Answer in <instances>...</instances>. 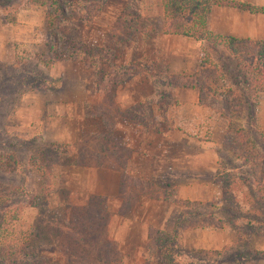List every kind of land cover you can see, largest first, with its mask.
<instances>
[{
  "label": "rangeland",
  "instance_id": "374dc122",
  "mask_svg": "<svg viewBox=\"0 0 264 264\" xmlns=\"http://www.w3.org/2000/svg\"><path fill=\"white\" fill-rule=\"evenodd\" d=\"M161 19V0H0V210L36 236L37 264H166V247L175 264L264 257V91L224 47L162 33ZM202 57L214 79L188 124L170 76ZM102 168L115 189L99 190ZM65 205L79 216L63 220ZM217 219L235 243L186 250L183 233Z\"/></svg>",
  "mask_w": 264,
  "mask_h": 264
},
{
  "label": "trees",
  "instance_id": "16d2710c",
  "mask_svg": "<svg viewBox=\"0 0 264 264\" xmlns=\"http://www.w3.org/2000/svg\"><path fill=\"white\" fill-rule=\"evenodd\" d=\"M214 5L235 7L248 12H264V7L251 6L231 0H161L162 33L189 37L196 41L210 42L213 45H221L235 59L237 65L246 71L253 87H258L261 91H264V40L222 36L210 31L207 26V19L210 9ZM57 8L61 14H64L63 5ZM206 61L204 57L201 58L195 75L170 76L177 82L176 86L196 89L199 103L201 102L199 94L203 89L201 81L208 83L210 78L214 79V77L202 76V72L206 70V68L204 69ZM207 67L212 69V76L217 73L213 64ZM225 95L230 97L231 92ZM257 184L264 190V185L259 182L258 178ZM30 206L36 209L34 201L30 202ZM77 211L72 205H65L63 210L59 212L61 213V218L68 221L75 215L79 216ZM56 215H58V212ZM7 220H9V217H6L4 210H0V264H37L43 256L38 251L35 242L36 236L34 235L33 238H30L22 230L8 231L5 226ZM215 221L214 227H220L222 220L217 219ZM164 234L165 238L170 235L168 233ZM236 235L238 238L239 233L236 232ZM165 238L162 239L165 240ZM165 249L168 258H166V264H170V261L173 262V260L168 254L167 247ZM205 252L208 254L219 253L217 251Z\"/></svg>",
  "mask_w": 264,
  "mask_h": 264
},
{
  "label": "crops",
  "instance_id": "0c3cea01",
  "mask_svg": "<svg viewBox=\"0 0 264 264\" xmlns=\"http://www.w3.org/2000/svg\"><path fill=\"white\" fill-rule=\"evenodd\" d=\"M236 2H243L251 6L264 7V0H231ZM207 26L210 31L222 36H232L236 38H251L256 40H264V12H248L235 7L229 6H212L207 19ZM187 57H185V60ZM184 62V60L182 61ZM194 68L197 66L196 62H186ZM185 64V63H183ZM190 67V66H189ZM189 67L187 70H189ZM185 71V70H184ZM183 91V103L182 106L189 110V119L187 123L190 124L193 121L195 112L205 110V106L198 102V93L193 88H182ZM83 94V90L81 91ZM85 93V92H84ZM186 95L187 97H184ZM73 100V98H72ZM72 102V101H71ZM65 104V103H64ZM72 103H66L65 108ZM201 112V111H200ZM192 117V118H191ZM199 118V117H196ZM191 120V121H190ZM254 121L257 127L264 131V92L259 93L256 100V106L254 111ZM54 141H61V136H56ZM186 156L189 155H185ZM103 175L107 176V186H103L99 190L107 191L115 189L117 185V179L115 178V172L102 168ZM97 173V171L95 172ZM113 176V177H112ZM110 177V178H109ZM259 182L264 185V156L258 173ZM105 181V180H104ZM98 190V188H97ZM254 247L258 253L264 252V236L255 232L252 237ZM237 240V235L234 230L223 227H207L203 229H193L183 233L182 243L185 245L186 250H202V251H223L229 248ZM260 256V255H259ZM241 262V258H239ZM232 264H237L231 260ZM246 262V261H245ZM247 264H264V257H256L252 259V262Z\"/></svg>",
  "mask_w": 264,
  "mask_h": 264
}]
</instances>
